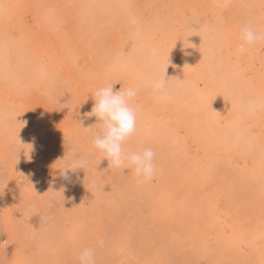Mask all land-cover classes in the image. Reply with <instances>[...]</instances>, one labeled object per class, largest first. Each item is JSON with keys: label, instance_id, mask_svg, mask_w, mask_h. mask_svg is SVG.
<instances>
[{"label": "rangeland", "instance_id": "rangeland-1", "mask_svg": "<svg viewBox=\"0 0 264 264\" xmlns=\"http://www.w3.org/2000/svg\"><path fill=\"white\" fill-rule=\"evenodd\" d=\"M249 23L264 31V0H0V264H79L87 248L95 264H264ZM110 85L136 91L125 149L154 150L150 181L109 168L83 128Z\"/></svg>", "mask_w": 264, "mask_h": 264}, {"label": "clouds", "instance_id": "clouds-1", "mask_svg": "<svg viewBox=\"0 0 264 264\" xmlns=\"http://www.w3.org/2000/svg\"><path fill=\"white\" fill-rule=\"evenodd\" d=\"M240 40L237 51L244 52L257 41H264V31H257L250 23L246 24L241 29ZM169 80L172 79H166L164 76L153 81V91L164 93ZM135 95L134 89H126L123 86L118 91H114L113 85L98 88L92 95L95 101L92 111L84 114L86 117L95 116L97 123L83 128L85 131L98 129L92 146L107 159L109 168L128 169L142 181H150L156 172L154 150L150 147L135 152L125 149L126 142L137 129V114L131 106ZM70 169H81V166L73 165ZM79 264H95L94 249H84L80 254Z\"/></svg>", "mask_w": 264, "mask_h": 264}, {"label": "bare ground", "instance_id": "bare-ground-1", "mask_svg": "<svg viewBox=\"0 0 264 264\" xmlns=\"http://www.w3.org/2000/svg\"><path fill=\"white\" fill-rule=\"evenodd\" d=\"M229 39V38H228ZM230 42V41H229ZM231 43V42H230ZM228 44V43H227ZM187 62V61H186ZM188 64V63H187ZM91 66V65H90ZM263 104V103H262ZM229 110V109H228ZM259 111V110H258ZM232 125H234V124H232ZM230 143V142H229Z\"/></svg>", "mask_w": 264, "mask_h": 264}]
</instances>
